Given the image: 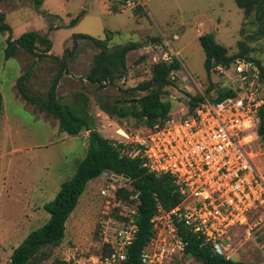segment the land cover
<instances>
[{
	"label": "rangeland",
	"instance_id": "obj_1",
	"mask_svg": "<svg viewBox=\"0 0 264 264\" xmlns=\"http://www.w3.org/2000/svg\"><path fill=\"white\" fill-rule=\"evenodd\" d=\"M141 3L143 9H130L123 0H43L41 6L33 0H3L0 10L5 12V20L13 28L12 37L38 30L52 40L51 52L56 55H62L65 47H73L72 37L77 33L105 38L107 30H119L112 34V44L130 41L141 44V49L128 53L127 69L118 74L114 83L101 88L85 80L100 49L90 39H79L74 50L77 56L68 65L71 74L60 81L61 100L74 103L82 98L78 93L85 92L95 128L111 139L123 138L117 130L121 127L132 132L149 127L145 120L131 116L120 119L99 106L100 102L114 103L118 99V105L125 106L129 99L146 93L129 90L152 77V58H148V54L160 55L164 49L172 47L181 62V68L171 73L175 85L168 86L167 95H163L171 99L172 112L177 116L183 113L182 109L190 110L192 96H215L235 78L231 67H213L210 74L207 73L206 54L200 42L202 34L213 32L229 54L240 52L242 43H246L253 49L250 56L260 59L264 66V36H257V19L255 15H246L235 0H141ZM79 14L80 20L70 25L72 18ZM8 36V31L0 30V88L9 102L0 116V221L4 217L10 220L0 223V264H9L14 247L50 219L51 214L44 205L57 196L62 183L76 172L87 154L89 136L87 131L69 135L60 129L58 119L34 113L30 104L17 98L15 84L21 68L25 72L33 65L36 72L29 85L35 92H46L58 65L53 58L36 60L35 55L25 50L7 59ZM211 85L213 88L209 89ZM2 118L12 127L14 141L23 146L22 151L10 152L8 148L9 151L1 152L8 146ZM250 147L256 153V165L264 170V139L252 141ZM112 176L113 173L107 172L90 180L68 219L64 240L47 249L49 255L41 264H51L55 258L78 264H99L104 248L109 245L103 238V223L110 217L120 221V209L123 207L124 212H121L125 216V207L131 206L128 203L118 206L120 200L117 195L113 196V189L108 195L101 193L103 188H108ZM118 179L117 185H130L126 178ZM261 223L248 239L242 236V228L235 231L237 249L230 252L229 257L248 264H264V221ZM3 227H7V232L1 230ZM183 256L184 253L180 255L179 264H197L194 258Z\"/></svg>",
	"mask_w": 264,
	"mask_h": 264
},
{
	"label": "trees",
	"instance_id": "obj_2",
	"mask_svg": "<svg viewBox=\"0 0 264 264\" xmlns=\"http://www.w3.org/2000/svg\"><path fill=\"white\" fill-rule=\"evenodd\" d=\"M2 1L0 0V4ZM33 1L37 6H41L43 3V0ZM235 1L246 15H255L259 25L256 31L257 36H264V0ZM136 8L143 9L141 4ZM80 17L81 14L72 18L70 25L76 24ZM5 19V12L0 10V30L9 32L5 47L7 59L17 57L21 50H25L31 55H35L36 60L53 58L58 65V70L46 92H35L29 85L31 77L36 72L33 65L27 68L25 72L21 68V74L15 84L19 97L30 104L34 113L43 117L52 116L58 119L60 129L69 135H79L83 131L89 132L88 151L85 158L79 162L73 176L62 183L57 196L44 205V208L51 214L50 219L43 226L31 231L18 246L14 247L9 264H41L43 258L49 255L47 249L64 240L68 219L76 209L80 196L86 190L90 180L102 176L106 172H116L127 176L126 181H129L130 185L118 187L116 195L120 202L135 207L136 222L139 226L136 239L128 247V259L120 264H144L141 257L143 249L155 234L152 218L158 213L160 205L164 209L170 210L182 201L179 183L171 174H157L150 171L140 156L129 155L128 152L133 149L131 144L119 143L115 139L105 137L96 129L88 96L85 92L78 93L82 98L77 99L74 103L63 102L58 93L61 79L66 74H71L68 65L77 56L74 50L79 39H90L100 49L94 56L93 64L85 80L101 88H105L109 83H114L118 74L127 69L128 53L139 49L141 44L136 41H130L126 44H112V34L120 32L119 30H107L108 34L105 38L77 33L72 37L74 40L73 47H65L62 55H56L51 52L53 42L47 34L33 29L14 38L12 37L13 28ZM200 42L206 54L205 67L208 74L218 64L230 68L234 59L244 57L259 65L261 80L264 81V66L260 59L250 56L253 49L249 48L246 43H242L243 49L240 52L229 54L228 48L217 41L213 32L202 34ZM148 58H152V55L148 54ZM179 68H181V62L177 56L171 62L162 59L153 61L152 59V77L133 89H128L129 91L146 92L144 95L129 99L126 105L121 107L118 105L120 99L114 103L100 102L99 106L111 116L116 115L120 119L131 116L137 120H145L148 126H152L156 121L166 119L173 110V102L171 99L164 98L163 95H167L168 86L175 85L171 73L178 71ZM211 88L213 85L209 87V89ZM229 95H235V91L224 87L218 90L217 95L211 97L220 100ZM201 99H203V95L191 97L190 112L195 109ZM3 102V94L0 90V112L3 108ZM260 115L261 122L257 130L260 137L264 139V104L261 107ZM134 194H138V197L132 198ZM118 206L122 205L118 204ZM122 208L120 211L116 208L119 211V218L125 217L121 212ZM180 233L187 240L183 257H192L197 264H248L215 253L211 243H206L196 233L185 229L180 230ZM112 250L111 245H106L103 254H108ZM51 264L78 263L73 260L55 258Z\"/></svg>",
	"mask_w": 264,
	"mask_h": 264
},
{
	"label": "built area",
	"instance_id": "obj_3",
	"mask_svg": "<svg viewBox=\"0 0 264 264\" xmlns=\"http://www.w3.org/2000/svg\"><path fill=\"white\" fill-rule=\"evenodd\" d=\"M140 4L141 0L124 1L130 9ZM174 57L172 47L152 55L153 61L171 62ZM230 67L235 78L227 87L235 95L220 100L203 95L192 112L182 109L180 116L171 112L140 132L117 129L123 138L115 140L133 146L128 154L140 156L152 172L175 177L183 197L170 210L160 205L152 218L155 234L143 249L144 264H179L187 245L182 229L196 233L211 243L215 253L229 258L237 249L235 231L242 228V236L248 239L264 221V170L256 165V153L250 147L261 138L257 128L264 81L259 65L252 60L237 57ZM215 68L225 69L222 64ZM118 180L109 181L101 193L108 195L113 189L115 197L122 186L116 184ZM136 197L138 194L132 196ZM125 208L120 221L110 217L103 223V238L113 250L102 254L99 264H120L128 259V247L139 226L135 207Z\"/></svg>",
	"mask_w": 264,
	"mask_h": 264
},
{
	"label": "crops",
	"instance_id": "obj_4",
	"mask_svg": "<svg viewBox=\"0 0 264 264\" xmlns=\"http://www.w3.org/2000/svg\"><path fill=\"white\" fill-rule=\"evenodd\" d=\"M145 40H148V41H150L151 39H145ZM144 42H146V41H144ZM151 42H153V40H151ZM166 43V42H165ZM145 46H146V43L144 44ZM144 46V47H145ZM143 48V47H142ZM139 49H141V48H139ZM0 90H1V88H0ZM2 91V90H1ZM2 94H3V99H4V102H3V108H2V111L0 112V116L2 117V115L4 114V111L6 110V108H7V106H9V102H8V99H7V97L5 96V94L2 92ZM17 94V93H16ZM17 96V98H19V99H21L20 97H19V95H16ZM24 101V100H23ZM0 117V118H1ZM2 122H3V124L5 125L6 124V131H7V137H8V146H6L7 148L5 149V150H3V151H1V152H4V151H9L8 150V148H10V152H16V151H18V150H21L22 148H23V146H21V145H19V144H16L15 143V141H14V137H13V131H12V127H10L9 126V123H8V121L7 120H5L4 118H2ZM11 142V143H10ZM23 150V149H22ZM21 150V151H22ZM8 221H10L9 220V218H6V217H4V218H1V221H0V223H2V224H6V223H8ZM6 228L7 227H3V228H1V230L2 231H4V232H7V230H6ZM0 254H2V249H1V246H0ZM11 254H12V252H11Z\"/></svg>",
	"mask_w": 264,
	"mask_h": 264
},
{
	"label": "water",
	"instance_id": "obj_5",
	"mask_svg": "<svg viewBox=\"0 0 264 264\" xmlns=\"http://www.w3.org/2000/svg\"><path fill=\"white\" fill-rule=\"evenodd\" d=\"M120 176H122V177H124V178H127V176H126V175H123V174H121V173H116V172H114V173H113V178H116V179H118ZM113 178H110V180H109V181H112V180H113Z\"/></svg>",
	"mask_w": 264,
	"mask_h": 264
},
{
	"label": "clouds",
	"instance_id": "obj_6",
	"mask_svg": "<svg viewBox=\"0 0 264 264\" xmlns=\"http://www.w3.org/2000/svg\"><path fill=\"white\" fill-rule=\"evenodd\" d=\"M148 52V51H147ZM106 174V173H105Z\"/></svg>",
	"mask_w": 264,
	"mask_h": 264
}]
</instances>
